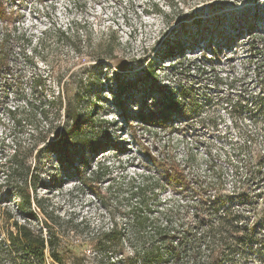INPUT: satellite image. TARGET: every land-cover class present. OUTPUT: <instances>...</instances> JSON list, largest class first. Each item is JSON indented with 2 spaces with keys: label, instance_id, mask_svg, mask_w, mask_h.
<instances>
[{
  "label": "rangeland",
  "instance_id": "374dc122",
  "mask_svg": "<svg viewBox=\"0 0 264 264\" xmlns=\"http://www.w3.org/2000/svg\"><path fill=\"white\" fill-rule=\"evenodd\" d=\"M167 1L6 0L16 14L6 43L14 77L0 87V243L7 237V214L14 217L11 224L42 227L44 218L35 204L36 219L27 217V206L18 208L19 193L31 184L32 198L67 225L64 229L80 223L87 233L107 229L113 218L122 224L127 202L115 190L106 191L111 175L99 185L109 209L94 194V184L81 182L99 163L110 166L112 177L125 185L132 178L158 176L156 160L176 156L211 177L224 197L239 200L233 166L248 152L257 155L264 132V54L258 52L261 40L250 39L251 32L264 33V0H232L218 11L201 5L195 10L201 22L177 25L175 31L157 15L160 9L171 12ZM198 30L202 35L194 37L191 32ZM177 42L191 48L185 52L183 67L188 69L182 77L175 75L172 60H163L168 45ZM71 82L86 92L92 102H85L88 112L91 103L97 126L107 127L119 147L112 145L98 158L85 152L87 162L76 159L72 165L66 155L45 150L56 141L54 135L45 142L35 131L46 126L41 103ZM165 86L175 93L180 86L186 89L188 113L174 116L165 127L143 123L140 118L152 110ZM15 151L24 171L13 164ZM166 188L162 198L175 203L191 196L190 189ZM243 194L264 206V183L250 181ZM76 251L88 264L96 262L89 245ZM240 264H264V243L248 245Z\"/></svg>",
  "mask_w": 264,
  "mask_h": 264
},
{
  "label": "trees",
  "instance_id": "16d2710c",
  "mask_svg": "<svg viewBox=\"0 0 264 264\" xmlns=\"http://www.w3.org/2000/svg\"><path fill=\"white\" fill-rule=\"evenodd\" d=\"M230 1L182 0L178 3L168 0L167 8L171 12L160 9L157 15L168 26L186 28L187 23L201 22L202 19L195 15V10L201 5L218 11L223 10ZM15 14L14 10L8 8L6 0H0V87L3 81L14 77L6 43L12 33L9 27L15 22ZM202 33L201 30L191 32L194 37ZM250 39L261 40L258 52L264 54V33L251 32ZM188 49L191 48L185 42H177L173 46L168 45L164 53L163 60L174 62L170 66L176 76L182 77L187 72L188 68L183 65ZM109 53L107 59L113 55V50ZM158 93V98L153 99L152 110L140 118L143 123H160L165 127L174 116L188 113L191 101L185 88L180 86L175 93L165 86ZM85 94L76 82L66 83L62 92L41 103L40 115L46 126L42 130L36 127L35 130L37 136L44 135L45 142L54 135L56 141L48 143L45 150L60 158L66 155L71 165L76 159L87 162L85 152L98 158L112 145L119 149L116 143L111 142L107 127L103 124L97 126L96 116L90 114L93 104ZM86 100L91 102L89 112L85 106ZM29 112H32L31 108ZM260 139L257 155L248 152L233 166V190L239 197L237 202L224 197L221 193L223 188H218L211 177L199 174L176 156L163 158L161 162L156 160L160 169L158 176H148L142 180L132 178L125 185H120L112 177L110 166L99 163L89 178L82 177L81 182L94 184V194L109 209L99 185L111 175L106 191L115 190L116 195H122L127 204L122 208V224L113 218L110 228L89 233L83 231L82 226H85L82 223L64 229L67 225L59 223L53 212L43 207L41 200L32 198L34 186L26 185L25 189L21 186L18 208L24 211L27 206L30 209L27 217L36 219L37 214L31 211L32 204H35L36 210L44 218L42 227L37 230L18 221L11 224L14 217L7 214L4 219L9 226L6 239L0 243L1 259L5 264H88L76 251L84 244L89 245L96 254V262L92 264H240L248 245L264 243V206L245 198L243 194V186L250 181L257 186L264 183V132ZM146 152L151 154L150 150ZM19 157L20 153L15 151L13 164L18 171H24ZM174 185L180 189H190L191 196L176 203L163 199L162 193L166 187ZM79 241L80 245H77Z\"/></svg>",
  "mask_w": 264,
  "mask_h": 264
}]
</instances>
